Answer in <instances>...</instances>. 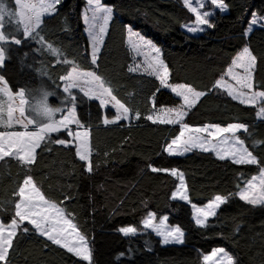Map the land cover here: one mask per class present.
<instances>
[{"label": "trees", "instance_id": "1", "mask_svg": "<svg viewBox=\"0 0 264 264\" xmlns=\"http://www.w3.org/2000/svg\"><path fill=\"white\" fill-rule=\"evenodd\" d=\"M220 1L228 5L225 14L217 11L211 20L214 27L191 36L182 27L194 22V16L181 0H101L113 9V16L95 64L82 20L87 0H60L53 14L42 20L36 39L24 37L22 29L11 22L0 28L5 36L0 44L5 56L0 78L12 94L38 82L48 85L46 79L38 77V67L50 72L61 96L65 95L62 79L70 70L92 71L132 110L133 117L137 110L141 114L139 120L105 125L104 119H114L115 113L71 91L76 97V119L89 132L92 171H87L88 166L76 155L68 129L47 134L48 139L35 150L32 165L13 157L0 159V223L11 224L16 218L19 187L24 185L30 168L34 186L46 199L64 208L65 216L84 236L92 252V264H204L203 256L217 248H223L233 264H264V205H251L238 197L264 169V119L258 118L255 106L241 104L215 88L239 52L248 47L256 57L252 91L264 92V27H254L245 35L252 14L264 16V0ZM0 4L9 12L17 9L14 0H0ZM129 28L161 50L170 84L185 83L205 93L184 117L189 127L244 124L246 130L239 132L238 138L256 158V164L237 165L229 159H217L213 152L198 150L182 156L165 153L180 134V125L153 124L143 117L155 109L178 106L180 100L163 89L157 79L129 72ZM49 45L59 49L60 55H53ZM153 96L157 97L155 102ZM0 102L7 121L6 97L0 95ZM57 102L52 98L51 103ZM72 106V102L66 105L58 119ZM8 129L0 126V132ZM59 139L65 144H58ZM150 166L176 167L182 172L188 202L172 199L178 185L174 176L152 173ZM215 195L224 196L226 202L206 227L196 225L191 205L204 207ZM149 213L157 219L166 216L168 226L180 227L185 232L183 243L163 246L155 234L145 232L143 223ZM25 227L28 232L23 231ZM126 227L137 234L122 235L120 229ZM9 253V264H88L40 236L28 223L17 230Z\"/></svg>", "mask_w": 264, "mask_h": 264}, {"label": "snow or ice", "instance_id": "2", "mask_svg": "<svg viewBox=\"0 0 264 264\" xmlns=\"http://www.w3.org/2000/svg\"><path fill=\"white\" fill-rule=\"evenodd\" d=\"M59 2L60 0H16L17 15L24 37L27 38L31 36L33 39H36V37L39 36L36 30L41 25V17L45 14H51L55 10L56 4ZM212 2L216 4L221 11H225L228 7V5L220 2V0H212ZM185 4L187 6V0H185ZM189 10L196 15V24L194 26H188L187 31L191 33L203 31L204 29L200 27L201 25H207L208 28L214 27L207 18L210 13L205 12L200 14L195 8H190ZM112 16L113 9L102 5L101 0H87V8L83 15V19L87 25L86 31L88 32L91 45V58L93 64L97 62L98 54L105 44V38L108 34ZM257 20V13L254 12L250 21L249 31L251 30V26L257 23ZM34 33L35 35H33ZM245 35H247V32ZM0 37H3V39H0V42H4L5 36L2 32H0ZM42 40L43 38L41 37L39 42H42ZM12 42L19 43L18 40H12ZM128 45L136 56L143 58L141 63L135 64V67L130 66L128 69L129 72L142 71L148 76H154L159 80L161 86L170 88L177 97L183 99V105L178 108H163L160 109L162 115L149 114L143 117L153 124L180 125L179 136L173 139L164 149L168 156H181L193 149H199L202 152H214L217 159H230L233 164L237 165L257 163L252 153L244 147L243 141L235 135L240 129L246 130L244 124L231 123L223 128L214 124H206L203 127L196 128L189 127V124L184 121V117L188 115V111L195 106L197 100L205 93L196 91L185 83L169 84V68L160 57L161 50L151 41L145 40L144 37L135 33L131 28L128 29ZM48 47L53 55H60L59 49L53 48L51 45ZM4 59L5 56L3 52L0 51V66L3 65ZM67 62L68 61H65V63ZM232 64L234 67L242 68L244 74H235L234 76L238 87L233 88L229 85H224L228 95L233 100H238L241 104H254L259 98H264V92L252 91V70L256 65V57L251 54L249 48L244 47L242 52L232 61ZM229 74H232L231 68H229ZM65 79L67 81L64 85L65 92H69L73 88H78L89 99H98L101 106L109 101L112 103L113 107L116 108L117 115L114 120L105 119L103 121L105 125H114L120 120L130 121L133 118L137 120L140 119V112L137 110L133 117L132 110L126 107L124 103H121L120 100L113 95L111 87L107 86L105 80L95 72L74 71ZM0 84H5V81L0 79ZM220 86L221 81H217L216 87ZM245 89L248 91L246 92ZM0 95L7 96L10 102L13 100L12 93L6 85L0 88ZM22 95V91L18 93V96ZM71 99L73 106L68 109V114L64 116L63 119H60L55 132L59 131L60 128L67 127L69 124L76 123L79 125L80 123L76 120V113L74 110L76 97L72 96ZM152 99L155 102L157 97L153 96ZM19 104H23L22 99H19ZM18 110L22 115L23 109L18 108ZM13 111V107L10 106L7 113L8 120L4 121V105L3 102H0V126H13ZM258 115L264 117V107L259 109ZM224 133H230L231 135L220 139L216 143H212V140L208 139V137L215 139L217 135H222ZM88 138V131L76 133V155L88 166L86 170L91 172V151ZM45 139H48V136L43 129L38 131L0 133V159L12 155L17 157L24 165H32L33 161L36 159L34 155L35 150L40 146L41 141ZM56 142L60 145L65 144L64 139H59ZM150 170L152 173L165 172L176 177L179 180V185L176 191L172 192V198H179L185 201L189 200L185 176L182 172L178 171L176 167L165 168L161 166H150ZM28 173H30V168L26 170V178L23 181L24 186L19 187L18 195L20 200L15 203V217H18L19 220L13 218L11 224L0 223V261L9 264V249L13 247V238L16 236L17 230L21 228L22 222L27 221L40 236L46 237L52 244L59 245V247L66 249L69 253L75 254L83 261L88 262V264H92V252L87 246L84 236L77 233L76 226L70 223L68 219H65L66 213L64 208L58 207L55 202L46 199L45 196L40 193L33 184V178ZM239 198L251 205H264V169H261L259 177H253L252 180L248 182L247 187L239 193ZM225 202L226 198L224 196L215 195L214 199L204 207H198L192 204L195 224L202 228L206 227V221H208L209 217L215 216L217 209ZM7 203L11 204L13 201H7ZM167 219V217H162L159 224H156L154 223V214L149 213L148 219L144 221V227L151 228L152 231L161 238L162 244L183 243L185 232L178 226H168L166 223ZM23 231L28 232L29 229L25 227ZM134 231L135 230L131 227L120 229V232L125 236L134 233ZM220 254H222L224 258L220 260V264H233L232 257L229 256L223 248L214 249L211 256L204 255L203 259L204 261H210L213 257H217Z\"/></svg>", "mask_w": 264, "mask_h": 264}, {"label": "rangeland", "instance_id": "3", "mask_svg": "<svg viewBox=\"0 0 264 264\" xmlns=\"http://www.w3.org/2000/svg\"><path fill=\"white\" fill-rule=\"evenodd\" d=\"M182 1V3H183V5L187 8V10L194 16V22H191V23H189V24H187V25H185L184 27H182V30H184V32H186L187 34H189V35H191V36H198V35H200V34H203V32L208 28L207 27V25H201L200 27H202L204 30L203 31H200V32H197V33H191V32H189V31H187V27L188 26H194L195 24H196V15L192 12V11H190L189 9L190 8H195V9H197V11L200 13V14H203V13H205V12H208V13H210V15L207 17L208 19H209V21L211 22V20L215 17V15H216V12L218 11V12H220L221 14H225V12H226V10L225 11H221L220 10V8L219 7H217V5L216 4H214L213 2H212V0H187V6H186V4H185V0H181ZM14 2H15V5H16V0H14ZM221 2V1H220ZM57 5V4H56ZM103 5V4H102ZM16 8H17V5H16ZM86 8H87V3H86V6H85V8H84V10H83V12H82V20H83V24H84V27H85V29H84V33H85V36H86V38H87V40H88V47H89V54H90V57H91V45H90V42H89V36H88V32L86 31V28H87V25L85 24V22H84V19H83V15H84V13H85V10H86ZM54 12V11H53ZM53 12L51 13V14H53ZM51 14H45V15H43L42 17H41V22H42V20L45 18V17H47V16H50ZM251 19H252V17H251ZM251 19H250V21H251ZM249 25H250V22H249ZM249 25H248V27H247V29H246V32H247V35L246 36H248V34H249V32L254 28V27H259V26H262V27H264V16H258V20H257V23L256 24H254V25H252L251 26V30L249 31ZM135 33H138V32H136V31H134ZM139 34V33H138ZM140 35V34H139ZM141 36V35H140ZM143 37V36H142ZM145 40H148V39H146V38H144ZM148 41H150V40H148ZM2 42H0V44H1ZM154 44V43H153ZM155 45V44H154ZM127 48L129 49V51L131 52V54H132V61H133V64H132V67H135V64L136 63H141L142 62V57H140V56H136L135 55V53H133L132 51H131V49L129 48V45H128V38H127ZM156 46V45H155ZM157 47V46H156ZM243 50V49H242ZM242 50H241V52H242ZM1 51V50H0ZM241 52H239V54L241 53ZM238 54V55H239ZM237 55V56H238ZM236 56V57H237ZM134 57H135V59H134ZM160 57H161V52H160ZM236 57H235V59H236ZM92 59V58H91ZM229 68H231L232 69V74L230 75L229 74ZM228 69H227V71H226V73H225V75L220 79V80H218V81H221V86L220 87H215V88H217L219 91H222V92H224V93H226V94H228V92L225 90V88H224V85H229V86H231V87H233V88H236V87H238V85H237V81H236V79L234 78V76H235V74H240V75H243L244 73H243V69L242 68H240V67H234L233 66V64H231V66L229 67ZM253 70H254V68H253ZM253 70H252V75H253ZM74 71H77V72H81V71H78V70H72L70 73H72V72H74ZM134 73H140V74H144L142 71H136V72H134ZM146 75V74H145ZM148 76V75H147ZM152 78H155L154 76H151ZM156 79V78H155ZM63 82H67L66 81V79L64 78V80H62ZM159 81V80H158ZM160 83V82H159ZM168 83H169V77H168ZM170 84V83H169ZM65 85V84H64ZM160 86H161V84H160ZM216 86V85H215ZM3 87H5V84H0V88H3ZM163 89H165L166 91H169L171 94H173L176 98H178L179 100H180V104L178 105V106H175V107H165V108H178V107H180L181 105H183V99L181 98V97H177L176 95H175V93H173L172 91H171V89L170 88H164L163 86H161ZM73 90H75V91H78V92H80L84 97H86V98H88L87 96H85L84 95V93L82 92V91H80L78 88H73ZM72 89L70 90V91H73ZM245 91L247 92L248 90L247 89H245ZM12 96H13V100L10 102L9 100H8V97L7 96H5L6 97V99H7V102H8V104H7V111H6V117H7V120H8V108L11 106V107H13V109H14V111H13V118H15V117H17V116H19L20 115V112H19V110H18V107H17V105H19V98H18V94H12ZM89 99V98H88ZM90 100H92V101H95V102H97L99 105H100V102H99V100L98 99H95V98H92V99H90ZM199 100V99H198ZM197 100V101H198ZM235 101H237V102H239L238 100H235ZM197 103V102H196ZM252 105H255V107L258 109V112H259V109L261 108V107H264V101L262 100V98H259L258 100H257V102H255L254 104H252ZM101 106V105H100ZM101 108L104 110V111H106L107 109H110V110H112L114 113H115V117H116V115H117V111H116V108L115 107H113V105H112V103L109 101V102H106L103 106H101ZM161 109H163V108H161ZM75 110V109H74ZM68 114V112L66 113V115ZM152 115H162V113L160 112V109H155L152 113H151ZM65 115V116H66ZM261 118V119H263L264 117H261V116H258V118ZM259 118V119H260ZM63 119V118H62ZM115 119V118H114ZM114 119H112V120H114ZM77 120V119H76ZM105 120V119H104ZM119 122H126V123H129V120H120V121H117L116 122V124L117 123H119ZM172 125V124H171ZM13 127H14V129H13ZM16 128V129H15ZM223 128V127H222ZM63 129H68V131H69V137H70V139H71V141H72V144L75 146V148H76V146H77V141H76V139H75V135H76V133L77 132H82V131H87V130H85L84 128H82L81 126H80V124L78 125V124H76V123H72V124H69L67 127H64V128H60L59 129V131H61V130H63ZM244 129H240L238 132H236V136L238 137V133L239 132H241V131H243ZM24 131H36V130H34V129H32V126H29L27 129H25L23 126H21L19 123H14L13 124V126H12V128L10 127V129H8V130H4V131H1L0 133H5V132H24ZM38 131V130H37ZM58 132V131H57ZM49 134H51V133H49ZM206 135V134H205ZM231 134L230 133H224V134H222V135H217V137L215 138V139H213L212 137H208V139H210V140H212V143H216V142H218L220 139H223L224 137H226V136H230ZM179 136V135H178ZM171 143V142H170ZM194 150H198V151H200L199 149H193L192 151H194ZM191 152V151H190ZM166 154H167V152H165ZM187 153H189V152H187ZM187 153H185V154H187ZM214 153V152H213ZM215 154V153H214ZM168 155V154H167ZM182 156V155H181ZM6 157H13V158H17V157H14V156H12V155H9V156H6ZM18 159V158H17ZM230 160V159H229ZM255 177H259V176H255ZM176 178V177H175ZM177 179V178H176ZM178 180V179H177ZM178 185H179V180H178ZM177 185V186H178ZM248 185V184H247ZM247 185H246V187H247ZM24 186V185H23ZM245 187V188H246ZM244 188V189H245ZM177 189V188H176ZM176 191V190H175ZM242 191V190H241ZM258 191V190H257ZM240 193V192H239ZM238 197H239V194H238ZM173 199V198H172ZM20 200V199H19ZM173 200H177V201H180V202H184V203H187L188 201H185V200H181V199H179V198H177V199H173ZM257 205H260V204H257ZM191 210H192V214H193V208H192V205H191ZM164 217H166V216H164ZM214 217V216H213ZM213 217H209V219L208 220H210V219H212ZM162 218V217H161ZM160 218V219H161ZM16 219L17 220H19V218L18 217H16ZM65 219H68L66 216H65ZM148 219V217L145 219V220H147ZM160 219H157V218H155V220H154V223H156V224H159V221H160ZM144 220V221H145ZM194 220V219H193ZM195 222V221H194ZM208 221H206V223H207ZM23 223H27V221H23L22 222V224ZM71 223V222H70ZM166 223H167V221H166ZM168 225V224H167ZM32 226V225H31ZM143 227H144V223H143ZM144 229V231L145 232H152L153 234H155V232L154 231H152V229L151 228H143ZM77 231V230H76ZM77 233H79L78 231H77ZM121 234L122 235H124L122 232H121ZM135 234H137L136 233V231H134V233H130L128 236H134ZM156 235V234H155ZM125 236V235H124ZM157 236V235H156ZM160 240H161V238L159 237V236H157ZM44 238H46V237H44ZM85 242H86V244H87V246L89 247V245H88V243H87V241L85 240ZM180 244H182V243H170V244H167V245H180ZM163 246H167V245H165V244H162ZM213 252V251H212ZM212 252L210 253V254H208L209 256H211V254H212ZM73 254V253H72ZM74 256H76L75 254H73ZM77 258H79V259H81L80 257H78V256H76ZM204 257V256H203ZM203 259V258H202ZM222 259H224L223 258V256H222V254H220V255H218L217 257H213L212 258V260H210V261H204V259H203V263L204 264H214V262H215V264H220V260H222ZM1 262H4V261H1Z\"/></svg>", "mask_w": 264, "mask_h": 264}, {"label": "clouds", "instance_id": "4", "mask_svg": "<svg viewBox=\"0 0 264 264\" xmlns=\"http://www.w3.org/2000/svg\"><path fill=\"white\" fill-rule=\"evenodd\" d=\"M8 22L20 27L17 9L15 12H9L3 4H0V28H3L4 24ZM37 75L39 78L46 79L48 85L51 86L38 82L22 90L23 95L18 98L23 100V104H19L17 107L23 109V114L15 117L14 123H19L24 128L32 126L38 130L43 129L46 134H49L55 132L60 121L58 117L65 111V106L71 104L72 94L71 91L65 92L63 88L62 91L65 95H58V88L48 70L38 67ZM52 98H56L58 102L51 103Z\"/></svg>", "mask_w": 264, "mask_h": 264}, {"label": "crops", "instance_id": "5", "mask_svg": "<svg viewBox=\"0 0 264 264\" xmlns=\"http://www.w3.org/2000/svg\"><path fill=\"white\" fill-rule=\"evenodd\" d=\"M127 38H128V29H127V34H126V45H127ZM132 64H133V61H132ZM132 66V65H131ZM72 70H70V72H71ZM70 72L68 73V75L70 74ZM67 75V76H68ZM66 76V77H67ZM66 77H64V78H66ZM64 78L62 79V80H64ZM64 84H65V82H63L62 81V90H63V88H64ZM216 85V84H215ZM216 87V86H215ZM73 90V89H72ZM262 100L264 101V98H262ZM244 105H249V106H255V105H252V104H249V103H245ZM258 116H260V115H258ZM260 118V117H259ZM261 119V118H260ZM264 119V118H263ZM38 130V129H37ZM36 130V131H37ZM79 158V157H78Z\"/></svg>", "mask_w": 264, "mask_h": 264}]
</instances>
